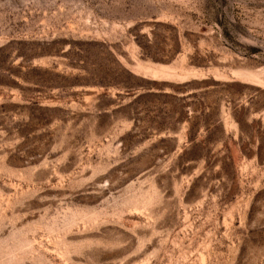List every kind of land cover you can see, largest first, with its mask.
Segmentation results:
<instances>
[{"label": "rangeland", "instance_id": "rangeland-1", "mask_svg": "<svg viewBox=\"0 0 264 264\" xmlns=\"http://www.w3.org/2000/svg\"><path fill=\"white\" fill-rule=\"evenodd\" d=\"M0 264H264V0H0Z\"/></svg>", "mask_w": 264, "mask_h": 264}, {"label": "bare ground", "instance_id": "bare-ground-1", "mask_svg": "<svg viewBox=\"0 0 264 264\" xmlns=\"http://www.w3.org/2000/svg\"><path fill=\"white\" fill-rule=\"evenodd\" d=\"M140 67V66H139ZM143 69V68H142ZM150 71V73L153 71L154 73L153 74H156V70H153V69H146V71ZM163 70V69H162ZM166 70V69H165ZM168 71V70H167ZM158 72V71H157ZM148 73V72H147Z\"/></svg>", "mask_w": 264, "mask_h": 264}]
</instances>
